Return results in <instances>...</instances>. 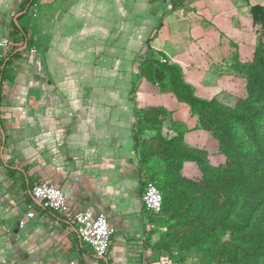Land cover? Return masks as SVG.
Wrapping results in <instances>:
<instances>
[{"label":"crops","instance_id":"obj_1","mask_svg":"<svg viewBox=\"0 0 264 264\" xmlns=\"http://www.w3.org/2000/svg\"><path fill=\"white\" fill-rule=\"evenodd\" d=\"M19 4L0 0V41L9 38V24L21 12L16 21L25 32H15L37 52L23 60L28 48L18 50L12 80L0 92V264H176L153 247L157 234L140 198L130 102L136 59L142 51L162 53L188 81L191 74L198 80L204 47L225 45L215 34L242 32L251 5L36 0L19 10ZM161 97L174 120L187 122L183 103ZM35 182L61 189L69 212L45 209L31 196ZM77 210L102 212L114 227L104 256L81 244L69 222Z\"/></svg>","mask_w":264,"mask_h":264},{"label":"trees","instance_id":"obj_2","mask_svg":"<svg viewBox=\"0 0 264 264\" xmlns=\"http://www.w3.org/2000/svg\"><path fill=\"white\" fill-rule=\"evenodd\" d=\"M32 2L33 0H27L25 4L30 6ZM251 15L258 25L256 33L261 38L264 36V8L259 5L252 6ZM12 26L14 31L24 34L22 27L13 23ZM263 46L264 41L261 39L255 56V62L261 66H264L260 58ZM17 55L14 48L0 62V85L6 66ZM160 64L173 72L174 92L183 102L198 113L206 109L216 113L228 144L231 143L230 118L255 131L253 117L243 106L241 99L221 93L215 99H199L193 95L191 85L183 78L178 66L165 55H162ZM158 74L152 63L141 64L135 73L132 83V95L136 100L132 130L133 149L137 155L140 173L149 174L147 163L155 154L149 148L143 147L138 134L140 131L152 132L163 146L164 155H157L166 158L163 159L166 168L159 180L157 179L159 185L152 181L161 194V212L169 213L175 225L190 226L188 229L195 226L189 235H184L179 240V245L190 244L195 249H201L208 240H217L220 235L228 233L234 239L230 243L231 249L222 253L215 264H264V178L258 175L257 183L254 181L255 177L244 154H235L228 158L226 164H216L217 159L209 154L208 149L184 146L181 132H175L173 137H168L162 132L160 122L156 125L153 123L152 128L145 125L144 122L155 120V116L148 111L153 109V103L148 105L146 101L155 95L152 88L154 77ZM198 122L202 124L205 121L199 116ZM186 163L195 165L196 170L192 176L183 173L182 167ZM239 236H244L245 239H235Z\"/></svg>","mask_w":264,"mask_h":264},{"label":"rangeland","instance_id":"obj_3","mask_svg":"<svg viewBox=\"0 0 264 264\" xmlns=\"http://www.w3.org/2000/svg\"><path fill=\"white\" fill-rule=\"evenodd\" d=\"M26 1L19 0V10L23 6H25L24 8L28 7L25 4ZM243 1L246 7L251 5L249 20L247 23L246 21L243 22L242 32L239 31L240 33L236 32L232 33V35L215 34L221 41H225V45H206L204 47L206 56L203 57H205L206 62L204 66L200 67L201 72H204L202 76L196 73V76L199 77L198 75H200L201 78L197 80L194 77L195 75L191 74V77H193L190 78L192 82L188 81L185 77L186 72H184L181 66L165 56L180 68L183 78L191 85L192 93L197 98L202 100L215 99L221 93L229 95L232 98L241 99L243 106L249 110V113L253 117L254 132L244 123L230 118L231 143L228 144L225 141V136L215 112L206 109L198 113L194 109H191L174 92L173 72L160 64L162 55L164 54L155 51L140 52L136 59V71L141 64L152 63L153 68L156 67L159 72L154 77V86L152 88V91H155V95L152 99L146 101L148 105L153 103V109L148 111L155 116V120L151 122L146 121L144 122L146 123L145 125L152 128L153 123L156 125L157 122H160L162 132L164 131L168 137H173L175 132H181V142L184 146L208 149L209 154L217 159L216 164H224V162L226 164L228 158L230 159L235 154H244L249 161L251 173L255 177L254 181L257 183L256 176L260 175L264 178V66L258 65L255 62V56L261 39L264 41V36L260 38L256 33L258 25L251 15V7L259 5L264 8V0ZM35 4L36 0H33L31 5ZM9 26L12 27V24H9ZM9 39V45L4 48L0 47V62L9 51L23 45V38L17 35L15 31H12ZM24 43H26V48L28 49L34 47L30 46L28 41ZM146 45L148 46V44ZM17 52L20 54L18 50ZM260 53H262V57H260L261 61L264 63V46ZM20 56L23 60L30 59L28 52ZM12 61L14 60H10L5 68L0 92L12 80V74L14 73V66H11ZM132 78L134 82L135 74ZM132 87L130 88V102L134 107L136 100L132 95ZM163 94H168L171 100H176L185 105L188 115L187 122L173 119L171 111L167 110L166 103L162 101L161 96ZM199 116L203 118L204 123L200 124L198 122ZM132 130H134V126ZM253 133H255V136H252ZM138 136L144 144L143 147L149 148L150 152L155 154V157L147 163L150 175L142 173L143 183L151 180V182L155 181L159 185L158 180L166 168V163L163 160L166 158H160L157 155L158 153L164 155L163 146L152 132L140 131ZM182 170L184 174L192 176L196 169L195 165L186 163L182 167ZM147 220L149 229L152 230V233L155 232L157 234V240L154 242L153 247L161 253V257L168 259L172 257L175 259L176 262L174 263L176 264H215L222 253H226L231 249L230 243L234 240L229 237L228 233H225L220 235L217 240H208L201 249H195L190 244H181L182 246H180L179 240L184 235H189L195 226L188 229L190 226L175 225L167 212H161L153 217L147 215ZM235 239L243 240L245 237L239 236Z\"/></svg>","mask_w":264,"mask_h":264},{"label":"built area","instance_id":"obj_4","mask_svg":"<svg viewBox=\"0 0 264 264\" xmlns=\"http://www.w3.org/2000/svg\"><path fill=\"white\" fill-rule=\"evenodd\" d=\"M10 44V39L5 37L0 41V47L4 48ZM35 47L28 49L29 58L35 54ZM31 196L39 201L43 207L51 212L68 213L67 200L58 187L45 183L35 182L30 188ZM141 202L147 215L153 217L161 213V194L154 183L146 181L141 193ZM29 207V206H28ZM30 208V207H29ZM34 211L27 213L28 217H34ZM69 222L78 234L81 244L88 247L97 257L104 256L110 246V240L115 233V229L109 224L106 215L99 212L90 215L82 210H77L69 215ZM23 226L24 221L18 223ZM66 264H78L76 260H69Z\"/></svg>","mask_w":264,"mask_h":264},{"label":"water","instance_id":"obj_5","mask_svg":"<svg viewBox=\"0 0 264 264\" xmlns=\"http://www.w3.org/2000/svg\"><path fill=\"white\" fill-rule=\"evenodd\" d=\"M21 12H19V13H17L14 17H13V23L15 24V25H17V21H16V17H17V15H19ZM26 48V43H24L21 47H19L17 50H23V49H25ZM2 140H3V137H2Z\"/></svg>","mask_w":264,"mask_h":264}]
</instances>
